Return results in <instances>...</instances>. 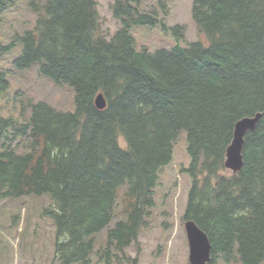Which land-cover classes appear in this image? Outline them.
<instances>
[{"label": "trees", "instance_id": "1", "mask_svg": "<svg viewBox=\"0 0 264 264\" xmlns=\"http://www.w3.org/2000/svg\"><path fill=\"white\" fill-rule=\"evenodd\" d=\"M16 1L0 0V12ZM145 1L114 0L120 28L106 37L96 0H30L35 27L15 32L0 53L20 46L15 69L35 67L71 89L73 109L21 99L18 114L5 115L0 105V200L51 198L46 215L61 264H91L106 230L96 254L109 264L138 242L184 131L191 162L183 172L192 182L183 220L208 236L209 264H264V0H193L207 43L155 53L138 47L133 27L162 24L177 40L185 27L168 28L157 11L143 10ZM10 87L0 67V99ZM258 113L243 168L228 173L235 126Z\"/></svg>", "mask_w": 264, "mask_h": 264}, {"label": "rangeland", "instance_id": "2", "mask_svg": "<svg viewBox=\"0 0 264 264\" xmlns=\"http://www.w3.org/2000/svg\"><path fill=\"white\" fill-rule=\"evenodd\" d=\"M102 34L111 37L120 24L113 16L114 0H96ZM16 5L0 12V48L11 40L15 32H27L35 27L37 16L31 10L30 0H17ZM193 0H146L143 10L157 11L164 17L168 28L185 27L184 40H177L172 31L156 26H135L131 33L138 47L151 53L193 42L207 43L192 18ZM164 11L167 15L164 16ZM21 54L20 46L8 54L0 53V67L9 71L10 90L0 99L3 114H18L19 101L30 99L45 101L58 110L73 109L71 89L56 86L41 77L37 69H15L14 62ZM16 99V101H15ZM186 132H181L174 144L173 160L160 172L155 189V205L146 219V226L138 242L126 250L124 256L113 258L109 264H189V242L183 216L191 188L189 174L183 172L190 166ZM228 173H231L228 171ZM123 201L116 208V220L121 219ZM55 208L47 196H27L18 200H0V264H61L55 256L56 227L46 215ZM106 230L96 238V249L91 264H107L96 254L106 242ZM123 257V258H122ZM120 259V260H119Z\"/></svg>", "mask_w": 264, "mask_h": 264}, {"label": "water", "instance_id": "3", "mask_svg": "<svg viewBox=\"0 0 264 264\" xmlns=\"http://www.w3.org/2000/svg\"><path fill=\"white\" fill-rule=\"evenodd\" d=\"M99 110L107 107L106 99L102 94L95 99ZM263 117L258 113L253 117H245L237 122L234 129L232 143L227 149L225 167L233 175H236L243 168V147L248 132L254 131ZM185 230L189 242V264H209L211 262L212 246L208 236L192 220H186Z\"/></svg>", "mask_w": 264, "mask_h": 264}]
</instances>
